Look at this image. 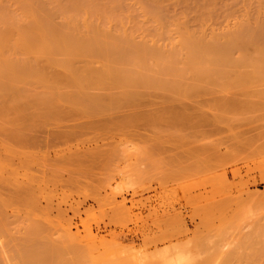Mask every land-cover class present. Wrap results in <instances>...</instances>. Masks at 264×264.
Wrapping results in <instances>:
<instances>
[{"label":"rangeland","instance_id":"374dc122","mask_svg":"<svg viewBox=\"0 0 264 264\" xmlns=\"http://www.w3.org/2000/svg\"><path fill=\"white\" fill-rule=\"evenodd\" d=\"M263 58L264 0H0V264H264Z\"/></svg>","mask_w":264,"mask_h":264},{"label":"bare ground","instance_id":"6f19581e","mask_svg":"<svg viewBox=\"0 0 264 264\" xmlns=\"http://www.w3.org/2000/svg\"><path fill=\"white\" fill-rule=\"evenodd\" d=\"M215 46H216V45H215ZM215 46H214V48H215ZM212 47H213V46H212ZM224 47H226V49H225ZM224 47L222 46V51H224V50H228L229 47H230V45H229V47H228L227 45H224ZM212 49H213V48H212ZM217 49L219 50L220 47H219V48L217 47ZM217 49H216V50H217ZM213 50H215V49H213ZM218 50H217L218 53H220V52L222 53L221 50H219V51H218ZM142 52H143V51H142ZM227 52L229 53V50L226 51V52L224 51V53H226V54H227ZM215 53H216V52H215ZM226 54H225L224 56H221V57L219 56L220 58L218 57V58H219V59H218L219 61H217V62H220V64H222V65L225 64L226 66H227V65H230V66H231V65H233V64H235V65L237 64L236 66H238V65H241V64H239V63H242V64L244 63L243 61L235 60V59L231 58L230 55L228 56V55H226ZM216 56H217V53H216ZM214 58H215V57H214ZM123 59H124V58H123ZM261 60H262V61H261ZM261 60H260V61L262 62L261 64H262V66H263V64H264V58L261 59ZM211 61H212V60H211ZM5 62H6V61H5ZM3 63H4V62H3ZM4 65H5V67H6V64H4ZM12 65H13V64H12ZM117 65H118V64H117ZM235 65H234V66H235ZM258 66L260 67V63H259ZM5 67H4V68H5ZM8 67H9V66H8ZM15 67H17V66L15 65ZM212 67H213V65H212ZM214 67H215V66H214ZM6 68H7V67H6ZM9 68H11V67H9ZM120 68H121V67H120ZM120 68H119V69H120ZM127 68H128V67H127ZM171 68H172V67H171ZM231 68H232V67H231ZM233 68H234V67H233ZM261 68H262V67H261ZM213 69H214V68H213ZM235 69H237V67H236ZM12 70H13V68H12ZM16 70H17V68H16ZM109 70H110V69H109ZM114 70H115V68H114ZM126 70H127V69H126ZM164 70H165V69H164ZM232 70H233V69H232ZM90 71H91V70H90ZM110 71H111V70H110ZM112 71H113V70H112ZM127 71H130V69H128ZM140 71H141V70H140ZM233 71H234V70H233ZM4 72H5V71H4ZM9 72L11 73V71H9ZM119 72H120V74L122 75V73H123V72H122V69H120L119 71L116 72L117 75H119ZM121 72H122V73H121ZM164 72H165V71H164ZM222 72H223V71H222ZM234 72H235V71H234ZM10 73H9V74H10ZM13 73H14V71H13ZM13 73H12V76L15 75V74H13ZM15 73H16V72H15ZM17 73H19V71H18ZM17 73H16V74H17ZM131 73H132V75H133V72H131ZM137 73H138V71H137ZM165 73H166V72H165ZM224 73H225V72H224ZM3 74L5 75V73H3ZM111 74H112V73H111ZM111 74H110V75L107 74V75L111 77ZM114 74H115V73H114ZM138 74H139V73H138ZM140 74H141V73H140ZM155 74H156V73H155ZM6 75H8V72H7ZM31 75H32V74H31ZM96 75H97V74H96ZM117 75H115V76H117ZM121 75H119V76H120L119 79H120V80H121V79H124V80H125V81H124V80H121L122 82H124V85H125V89H124V90H126V91H124V94H125V95H124V94H123V95H124V96H128V97L131 96V99H132L133 94L131 95V92L134 91L133 88H134V89H135V88H138V89H139L140 86H141L142 84L140 85V83L131 80L132 77H131L130 79H128V76H127V78H126V77L124 78L123 76H125L126 74H123V75H122V78H121ZM142 75H143V71H142ZM144 75H145V77H147V76H146V73H144ZM46 76H47V75H46ZM99 76H100V75H99ZM130 76H131V75H129V77H130ZM134 76H135V73H134ZM134 76H133V77H134ZM137 76H138V75L135 76L136 79L138 78ZM158 76H159V75H158ZM161 76H162V75H160V77H161ZM1 77H3V76L1 75ZM1 77H0V78H1ZM4 77H5V76H4ZM18 77H19V75H18ZM48 77H49V76H48ZM59 77H60V76H59ZM100 77H101V76H100ZM135 77H134V78H135ZM148 77H149V76H148ZM155 77H156V76H155ZM162 77H163V76H162ZM5 78L7 79V76H6ZM5 78H4V79H5ZM37 78H38V82H40L41 80L39 81V79L43 78V76H41V78H39V77L37 76ZM44 78H45V77H44ZM50 78H51V77H50ZM69 78H71V77H69ZM108 78H109V77H108ZM117 78H118V76H117ZM149 78H151V77H149ZM149 78H144V81H145V80L147 81ZM156 78H157V77H156ZM156 78H155V79H156ZM167 78H168V77H167ZM8 79H10V78L8 77ZM8 79L5 80V81H8ZM13 79H15V77H13ZM56 79H58V78H56ZM62 79H63V78H62ZM62 79H61V80H62ZM89 79H90V78H89ZM112 79H113V78H112ZM114 79H115V78H114ZM139 79H142V78H139ZM161 79H162V78H161ZM161 79H160V80H161ZM163 79H164V78H163ZM165 79H166V78H165ZM17 80H18V79H16V81H17ZM61 80H60V81H61ZM63 80H64V79H63ZM69 80H70V79H69ZM71 80H72V79H71ZM110 80H111V79H110ZM130 80H131V81H130ZM152 80H153V78H152ZM2 81H4V80H2ZM10 81H11V80H10ZM10 81H8V83H9L10 85L15 84V83L12 82V81H11V82H12L13 84H11ZM16 81H15V82H16ZM29 81H30V80H29ZM46 81H48V80L46 79ZM76 81H77V80H76ZM93 81H94V80H93ZM115 81H117V79H116ZM139 81H140V80H139ZM142 81H143V80H142ZM164 81H165V80H164ZM184 81H185V80H184ZM184 81H183V82H184ZM200 81H201V80H200ZM20 82H22V81H20ZM31 82H33V81H31ZM50 82H51V81H50ZM64 82H66V81H64ZM91 82H92V81H91ZM106 82H107V81H106ZM111 82H112V81H111ZM122 82H121V83H122ZM191 82H192V81H191ZM52 83H53V82H52ZM69 83H70V82H69ZM77 83H78V82H76V84H77ZM154 83H155V84H154ZM158 83H160V82L158 81L157 84H158ZM162 83H163V82H162ZM162 83H161V84H162ZM166 83H167V82H166ZM184 83H185V82H184ZM189 83H190V82H189ZM5 84H6V83H5ZM9 84H7V85H9ZM39 84H40V83H39ZM44 84H45V83H44ZM49 84H50V83H49ZM109 84L112 85V83H109ZM40 85L42 86V83H41ZM46 85H47V84H46ZM51 85H52V84H51ZM54 85H55V84H54ZM61 85H62V84H61ZM84 85H85V84H84ZM98 85H99V84H98ZM98 85H97V86H98ZM144 85H149V87H150L151 85H153V86L155 85V87H156V82H155V81H151V79H149V81H147L146 83H144ZM144 85H142V86H144ZM163 85H164V84H163ZM169 85H170V84H169ZM5 86H6V85H5ZM13 86H14V85H13ZM48 86L50 87V85H48ZM48 86H47V87L45 86V87L48 88ZM52 86H53V85H52ZM58 86H60V85H58ZM72 86H73V85H72ZM109 86H110V85H109ZM117 86H118V85H117ZM185 86L188 87L187 85H185ZM189 86H190V85H189ZM191 86H193V83L191 84ZM43 87H44V85H43ZM54 87H56V86H54ZM54 87H53V88H54ZM94 87H95V86H94ZM121 87H122V85H121ZM121 87H120V88H121ZM145 87H146V86H145ZM147 87H148V86H147ZM158 87H159V86H158ZM17 88H18V87H17ZM46 88H45V89H46ZM51 88H52V87H50V89H51ZM59 88H61V87H59ZM117 88H118V87H117ZM150 88H151V87H150ZM152 88H153V87H152ZM163 88H164V87H163ZM11 89H13V87H11ZM15 89H16V88H15ZM15 89H13V90H15ZM77 89H78V88H77ZM99 89H102V88H99ZM99 89H97V90H99ZM122 89H123V88H122ZM140 89H142V88H140ZM143 89H144V87H143ZM145 89H146V88H145ZM148 89H149V88H148ZM148 89H146V90L148 91ZM155 89H156V88H155ZM4 90H5V89H4ZM104 90H105V89H104ZM104 90H103V91H104ZM165 90H166V89H165ZM7 91H8V90H7ZM7 91H6V92H7ZM49 91H50V90H49ZM99 91H100V90H99ZM111 91H112V90H111ZM60 92H61V91H60ZM60 92H59V93H60ZM78 92H79V91H78ZM122 92H123V91H122ZM122 92H121V93H122ZM119 93H120V91H119ZM121 93H120V94H121ZM132 93H134V92H132ZM64 94H65V93H64ZM82 94H83V93H82ZM111 94H112V93H111ZM111 94H110V95H111ZM97 95H98V94H97ZM64 96H65V95H64ZM83 96H84V94H83ZM112 96H113V94H112ZM121 96H122V95H121ZM134 96H135V95H134ZM80 97H81V96H80ZM85 98H87V97L85 96ZM98 98L100 99V97H98ZM102 98H103V97H102ZM109 98H110V97H109ZM109 98H108V99H109ZM103 99H104V98H103ZM103 99H102V100H103ZM106 99H107V97H106ZM106 99H104V100H106ZM110 99H112V98H110ZM129 99H130V97H129ZM131 99H130V100H131ZM82 100H83V99H82ZM102 100H99V101H102ZM95 101H96V100H95ZM99 101H98V102H99ZM108 101H109V100H108ZM110 101H111V100H110ZM121 101H122V100H121ZM127 101H128V100H127ZM127 101H126V102H127ZM103 102H104V101H103ZM105 102H107V100H106ZM111 102H112V101H111ZM130 102H131V101H130ZM122 103H124V101H123ZM101 104H102V102H101ZM90 105H91V104H90ZM93 105H94V103H93ZM97 105H98V104H97ZM98 106H99V105H98ZM47 247H48V246H47ZM40 249H42V248L39 247V249H34L35 252H36L35 254L39 255L37 252L40 251L39 253H41V250H40ZM43 249H44V248H43ZM45 249H46V246H45ZM36 250H38V251H36ZM46 251H47V249H46ZM46 251H45V252H46ZM49 251H51V248H49L47 254H51L52 256H54L55 253L53 252V253H54V254H53V253H51V252H49ZM31 253H33V252H31ZM56 253L58 254V252H56ZM45 255H46V254H45ZM46 256L50 257L49 255H46ZM46 256H45V257H46ZM39 257H41V256H39ZM43 257H44V255H43ZM170 261H171V259H170ZM167 264H168V263H167Z\"/></svg>","mask_w":264,"mask_h":264}]
</instances>
